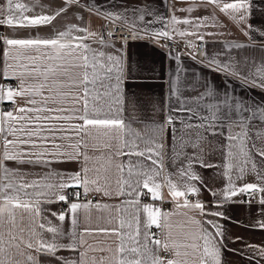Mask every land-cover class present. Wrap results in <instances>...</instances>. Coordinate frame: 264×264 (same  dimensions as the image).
Wrapping results in <instances>:
<instances>
[{"label":"snow or ice","instance_id":"1","mask_svg":"<svg viewBox=\"0 0 264 264\" xmlns=\"http://www.w3.org/2000/svg\"><path fill=\"white\" fill-rule=\"evenodd\" d=\"M14 0H0V26L7 25L14 27H34L41 25H51L52 22L68 8L78 9L77 17L83 20L81 11L86 10L89 15H95L105 20L104 34L100 35L90 31L86 27H79L75 24L66 26V30L57 32L52 38H9L0 37V43L6 45L4 51L5 66L0 69V74L5 78L9 76L10 70L13 75H18L20 86L18 90L0 87V101L16 102L17 98L24 99V106H18L13 111L0 112V222H3L5 215L10 224L15 225V209H24L39 217L41 222L37 225L39 231L32 230L31 237L24 243L26 249L33 250L36 255H27V264H105L104 258L88 257V251H101L103 247L93 248L88 245L84 248L86 241L83 234H78L75 227L79 223V211L89 208L91 201L87 203L79 202L81 195L87 196L89 192L100 193L103 196H127L131 197L126 205L117 206V211L121 212L126 207L135 210L130 220H126L123 215L119 218L118 227L113 228H85L84 233L92 232L104 233L116 238L115 248H109L112 255L108 258V264H221L220 250L224 247V233L218 224L212 220L193 221L200 225L199 233H184L182 239L173 237L169 231L164 239L157 237L149 230L153 225L158 228L167 226L168 215L162 214L159 208H154L151 204L141 205L140 197L151 195L153 200L160 198V183L156 182V177L160 175L163 168L164 156V133L166 126L171 125V133L174 146L171 149L170 159L173 163L180 161L178 169L179 186L171 180H165L171 197L174 201L180 197H185L183 203L177 202V208L196 209L203 216H222L219 212H208L203 203L196 201L190 203L187 199L189 194H199L201 190L194 181H201V177L195 172L194 165L202 168H213L215 165L208 162L205 158L203 144L206 134L218 135L216 122H222L227 129L225 135L226 143L221 147V156L224 161L219 167V175L227 177L226 186L219 193L211 194L217 197V204H222L238 195H247V203L257 202L260 205L259 215L264 217V183H243L237 185V180H243L247 174H255L256 178L264 182V169L257 166L255 157L264 163V132L257 130L255 139L249 135V125L254 120L264 121V106H252L245 104L242 100L230 98L227 93L222 97L217 96L212 103H201L205 96L212 93L207 90L206 84H201L198 80L185 81L182 87L185 91L194 93L185 96L181 91L179 77L170 83V101L177 107H170L169 111L187 113L185 120L180 121L181 129L175 127L176 117L172 114L164 118V122L158 124L150 130L151 134L140 136L123 119L109 116L108 112L113 108L117 112L122 110V98L120 95L121 81L123 79V67L121 55H113L94 49L86 41L91 38L97 40L101 48H113L117 53H122L121 49H116L114 43H108L107 38H111L116 33L124 29L132 32V39H142L147 36L149 39L160 38L172 39V34L167 30V25L162 30L150 29V25L156 21L164 20L163 15L157 14L151 9L146 8L132 9V15L137 16L142 22L138 26L135 20L130 19L128 9L112 12L104 9L103 11L95 6L91 0L82 3L81 0H65V4L50 15H38L35 17L22 16L17 18L15 14L4 17L3 10L11 13ZM194 5V6H193ZM43 7V5H40ZM219 8L220 12L227 13L236 21L245 36L249 35L251 25L248 19L251 14L252 4L250 0H233L230 3H223L221 0H190V6L180 11L193 12L198 7ZM17 11L28 10L27 6L21 3L14 5ZM175 6L171 15L173 25H191L193 31H181L180 36L194 35L200 41L205 40V34L199 30L208 27L209 17H196L194 20L189 18L179 19L175 15ZM152 17V19H146ZM114 25L113 31H107V23ZM216 26L215 21L212 24ZM175 28L172 33H175ZM73 32L86 33V35L73 36ZM143 34V35H142ZM208 36L215 33L208 32ZM264 36V31L261 32ZM125 44L128 42L127 36H121ZM251 39V37H250ZM247 45L226 43L225 48H243ZM264 50V45H261ZM36 52L39 55H31ZM15 53V55H13ZM223 53H217L208 58V67L212 70L224 72L226 75H240L244 81H251L253 87L264 90V63L255 66L248 75H242L236 71L235 65L238 61L229 57V62H222L218 59ZM178 59V58H177ZM9 60L18 63L10 64ZM27 61L28 63H23ZM38 61H53L59 63H49L41 66ZM21 69L19 73L15 69ZM115 72V82L112 73ZM33 81L27 84L28 79ZM62 88L75 89L74 92H62ZM200 89H204L200 91ZM47 90L50 95H44ZM39 97V99H37ZM56 97L64 100L71 97L72 107L65 108L57 105ZM174 98V100L172 99ZM207 107L211 115L204 113ZM247 113V115H241ZM79 121L81 123H71ZM194 121H198L195 123ZM234 127H239L240 131L233 132ZM95 129L98 133L102 132L109 136L110 140L119 143L115 149V155L129 157L127 164L117 165L120 178L117 180V190L111 191L107 187V179L102 184L97 175L96 178L90 177V169L82 168L80 172L64 176L55 173L58 177L55 183L48 180L52 173H48L42 178L28 180L26 174L21 172L20 166L24 165H49L62 162L67 159H83L85 164L91 159L87 155L88 143L83 136L91 134ZM68 132L75 134L76 142L69 143L67 148L71 151L63 150V144L57 143L58 140H71L72 137L65 135ZM178 132L186 135L177 137ZM11 137V138H9ZM126 137V138H125ZM260 141V146L257 142ZM143 144V147L140 145ZM251 144V147H249ZM50 145V146H49ZM112 148V144L105 145ZM192 148L194 151L189 155L185 149ZM138 159L135 163L131 158ZM183 157V159H181ZM150 162V163H146ZM12 165L10 167L9 165ZM233 170L235 176L233 177ZM125 173H127L125 175ZM6 181V182H5ZM79 187L80 191H67L70 188ZM201 187H205L201 184ZM147 189V192H144ZM261 195L255 197V193ZM75 197L76 201L71 198ZM222 198V199H221ZM64 202L66 210L59 213L46 209L45 204H55ZM243 203V201H241ZM107 207V206H105ZM50 212V215L61 224L66 218L71 220V230L63 231L59 225H54L43 214ZM146 214V217L143 216ZM205 225L214 230L209 232ZM256 227L264 230V219L256 221ZM127 228L128 231H124ZM44 232L50 233L51 238L47 239ZM218 238V239H217ZM16 236H11L15 241ZM237 240L240 237L236 238ZM202 240L203 243L198 241ZM215 240V243H213ZM3 236L0 234V245L3 244ZM19 249V244L13 245ZM257 256L264 260V247L259 245H246ZM61 250L78 251L75 259L65 258L58 255ZM5 249L0 247V252ZM162 253H167L166 258ZM49 259L42 260L40 257ZM190 257H196L190 261ZM255 258V257H252ZM0 264L6 261L0 260ZM259 264V261L257 262Z\"/></svg>","mask_w":264,"mask_h":264},{"label":"crops","instance_id":"2","mask_svg":"<svg viewBox=\"0 0 264 264\" xmlns=\"http://www.w3.org/2000/svg\"><path fill=\"white\" fill-rule=\"evenodd\" d=\"M82 3L86 0H81ZM91 2L100 8L102 11L107 9L108 11L118 12L123 11L126 7L128 9V15L130 19L135 20L136 24L140 26L142 24L137 16L132 15V9L146 8L151 6V9L159 15H163L164 20L156 22L154 21L149 27L157 31L164 29L167 25V30L172 34L173 40H193L200 41L194 35L180 36L179 32L188 31L192 32L191 25L171 23V15L173 13V5L175 6V15L179 19L189 18L195 19L196 17H209L208 27L201 28L199 31L205 34L206 48L208 58L215 56L217 53H223L218 57L222 62H229V57L232 60L238 61L235 65L236 71L242 75H248V73L254 69L255 66L264 63V50L261 49V45H264V36H261V32L264 31V0H250L252 4L251 14L248 19V25H251L249 35L245 36L241 31L240 25L234 21L227 13L220 12L219 8L212 7H198L193 12L180 11L179 9H186L190 6V0H91ZM233 0H221V6L223 3H230ZM15 3H21L27 6L28 10L17 11L14 7ZM65 4V0H14L13 9L10 13L7 8L3 10L2 15L4 17L9 14H15L17 18L22 16L35 17L38 15H50L57 11L59 7ZM40 5H43L41 7ZM194 6V5H193ZM78 9L74 7L68 8V10L61 16L57 17L51 25H41L34 27H14L10 28L7 25L0 26V35L9 38H52L57 32L66 30V26L69 24H75L79 27H86L90 31L96 32L100 35L104 34L105 20L95 15H89L84 10L80 14L83 15V20L77 17ZM146 19H152V17H146ZM213 21L216 26L213 27ZM175 28V33H172V29ZM215 33L213 36H208L206 33ZM73 36L86 35V33L73 32ZM251 37V39H250ZM87 43L91 44L94 49L104 51L105 53H111L113 55H121L122 67H123V79L121 81L120 95L122 98V110L117 112L115 108L111 112H108L107 106L104 111L111 117L123 119L126 124L138 133L140 136L145 134H151L150 130L154 129L158 124L164 122V118L172 114L176 117L174 121L175 127L181 129L180 121L185 120L187 113L172 112L170 113V107H177L170 101V83L177 77L181 82V91L185 96L193 95L189 91H185L182 87L183 82L189 80H198L201 84L207 85V90L212 93L211 96H205L201 103H212L217 96L222 97L225 93L230 98L235 100H242L245 104L252 106H264V90L259 87H253L251 81H244L240 75H226L224 72L212 70L208 67V59L204 61H197L193 58H188L179 54H165L160 49L145 43H127L113 42L116 49L122 48V53H117L113 48H101L97 40L89 38ZM226 43L247 45L243 48H225ZM6 45L0 43V69L5 66L4 51ZM31 55H39V53L32 52ZM15 55V53H13ZM178 58V59H177ZM8 63L16 64L15 60H9ZM23 63H28L23 61ZM41 66L49 63H59L53 61H38ZM17 73L21 69H15ZM113 82H115L116 73L112 74ZM27 84H32L33 81L29 78L26 81ZM20 86V79L18 75H13L12 70L9 72V76L5 78L0 74V87L12 88L18 90ZM204 89H200L203 91ZM62 92H74L72 88H62ZM44 95H50L45 90ZM39 99V97H37ZM57 105L65 108L72 107L71 97L61 100V97H56ZM174 100V98H172ZM25 100L17 98L16 102L0 101V112L13 111L18 106H24ZM206 115H211L207 107L204 108ZM241 115H247V113H241ZM198 123V121H194ZM71 123H81L79 121H72ZM172 126H166L164 133V156H163V168L160 169V175L156 177V182L162 185L160 191V198L153 200L151 195L141 196L140 202L143 204H151L154 208H159L162 214L168 215L167 226L158 228L153 225L150 232L154 233L156 230H160V239H164L165 235L171 231L173 237L182 239L184 233L195 232L199 233L200 225L193 223V221L212 220L215 224H218L224 233V247L220 250V262L221 264H264L259 256L251 251L246 245H259L264 247V230L256 227V221L264 219L259 215L258 209L259 203L249 204L247 201L250 199L247 195H238L233 197L222 204H217V197L213 196L212 192L219 193L227 184V177H221L219 172L221 171L220 165L224 162L221 156V147L226 143L225 135L227 129L223 127L222 122H216V131L218 135L212 136L206 134V140L204 141L203 148L205 158L211 164L216 167L202 168L199 165H194L195 172L201 177V181H194L196 186L200 188L199 194H189L187 199L190 203L199 201L204 204L205 209L208 212H219L222 216H203L196 209L189 208H177V202L183 203L185 197H180L174 201L171 197L168 187L164 183L165 180H171L179 186L180 180L178 176V169L181 166L180 161L172 162L170 159L171 149L174 146L172 133L170 131ZM259 130L264 132V121L254 120L249 125V135L255 139V132ZM240 131L239 127H234L233 132ZM65 135L71 136V140H58L57 143L63 144V150L71 151L67 148L69 143H75L76 137L72 132H68ZM185 135L184 132H178L177 137ZM11 138V137H9ZM88 143L87 155L91 157L87 164L83 159H67L62 162L52 163L49 165H24L20 166L21 172L26 174L28 180L39 179L52 173L48 182L55 183L58 177L55 173H61L64 176L72 173L80 172L82 168L88 167L90 169L89 176L96 178L97 175L100 178V182L103 184L107 179V187L113 192L117 190V180L120 178V172L117 170V165L121 163L127 164L129 157L115 155V149L119 147V143L115 140H110L109 136H105L102 132L98 133L95 129L91 130V134L81 137ZM126 138V137H125ZM186 138V135H185ZM257 146H260V141H256ZM112 144V148H108L106 144ZM50 146V145H49ZM143 147V144L140 145ZM2 147V146H0ZM251 147V144H249ZM185 151L190 155L194 149L187 148ZM138 159L143 158L132 157L131 160L135 163ZM183 159V157H181ZM257 166L264 169V163H261L258 157H255ZM146 163H150L147 162ZM12 167V165H9ZM127 173H125L126 175ZM233 177L235 176V170H233ZM2 176V173H0ZM6 182V181H5ZM243 183H264L258 180L255 174H247L243 180H237L236 184L242 185ZM203 184L205 187H201ZM67 191H80L82 188L75 187L70 188ZM147 192V189H144ZM261 195V194H260ZM91 204L87 209H81L79 211V223L75 227V231L78 234H83V239L86 241L84 249H87L88 245L93 248L103 247L105 250L101 251H88V257H96L97 259L103 257L105 264H108V258L112 255L108 249L115 248L116 238L114 236L92 232L90 234L84 233L85 228H113L118 227L119 218L121 215L126 220L131 219V215L135 210L131 207H126L125 210L118 212L117 206L126 205V202L131 199L127 196H103L100 193L89 192L87 195ZM222 199V198H221ZM87 201V202H89ZM243 201V203H241ZM82 202V203H87ZM3 201L0 200V204ZM107 206V207H105ZM46 209L51 211L60 212L66 210L67 206L64 202H57L55 204H45ZM48 220H51L54 225H59L63 231L71 230V220L66 218L65 222L61 224L58 220L50 215V212L46 211L43 214ZM16 221L15 225L9 223L7 215L3 222H0V234L3 236V244L0 247L5 249L4 252H0V260L6 261V264H27V255H36L33 250L26 249L24 243L31 237V231H39L37 225L41 222L39 217H33L32 214L24 209H15ZM146 217V214H143ZM205 228L209 232H213L209 226L205 225ZM124 231H128L127 228ZM11 236H16L15 241L11 240ZM44 236L47 239L51 238V234L44 232ZM240 237L239 240L236 238ZM218 239V238H217ZM203 243L202 240L198 241ZM215 243V240H213ZM19 244V249L13 245ZM78 251L61 250L58 255L65 258L75 259L78 256ZM166 258L167 253H162ZM255 257V258H252ZM42 260L49 258L40 257ZM196 257H190V261L195 260Z\"/></svg>","mask_w":264,"mask_h":264},{"label":"built area","instance_id":"3","mask_svg":"<svg viewBox=\"0 0 264 264\" xmlns=\"http://www.w3.org/2000/svg\"><path fill=\"white\" fill-rule=\"evenodd\" d=\"M114 25L110 22L107 23V31H113ZM143 35V34H142ZM121 36H127V43H145L152 45L158 49H160L165 54H179L188 58H193L197 61H204L206 42L205 41H193V40H173V39H163L160 38L158 41L156 39H149L147 36H144L142 39H132V32L129 29H124L119 33H116L111 38H107L109 41L113 42H124L120 39ZM0 37H4L3 34ZM171 126V125H168ZM0 146H2V140H0ZM260 193H255V197H259ZM73 201H76L75 197L71 198ZM250 199H253L250 197ZM89 201L87 196L81 195L79 198V202H87ZM258 203V200L257 202ZM159 238L161 233L160 230H156L154 232Z\"/></svg>","mask_w":264,"mask_h":264}]
</instances>
